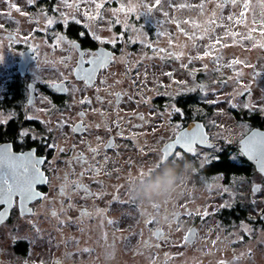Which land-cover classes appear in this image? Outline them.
Segmentation results:
<instances>
[{"label": "flooded vegetation", "instance_id": "1", "mask_svg": "<svg viewBox=\"0 0 264 264\" xmlns=\"http://www.w3.org/2000/svg\"><path fill=\"white\" fill-rule=\"evenodd\" d=\"M17 1L19 0H0V64L3 65L0 70V147L11 145L12 151L16 153L36 149L37 157H47V161L40 167L48 182L38 186V190L46 198L27 204L33 214H24L20 197L16 196L8 214L0 221V264H20L30 259L29 253L34 249L37 229L44 231L48 240H62L63 257L72 253L80 255L79 264H151L147 255L150 250L159 252L155 264H174L170 261L171 257L168 258V253L179 247L195 244L198 222L194 221L184 233L178 231L175 236H171L173 226L181 224L179 214L175 213L171 217V212L166 211V208L145 210L129 195L131 185L142 173L150 169L155 170L159 166L167 143L164 142L159 147L160 156L156 162L151 165L142 162L141 159L145 155H150L149 146L145 147L149 144L146 141L150 135L139 134L146 127L147 120L140 112H119L127 96L122 81L125 82L126 77L128 78V71L125 69V74L120 79L115 67L118 57L123 53H135L138 50L135 44H131V47L135 45L134 49L128 47L129 41L123 37L124 34L129 37L131 34L127 29H121L118 24L113 23L110 38L103 34L96 35L90 25L84 23V19H70L67 14L61 15L54 24L55 14L60 15L55 8V0H34L33 4H26L23 14L17 16L10 7ZM117 4V0L102 3L103 7L106 6L111 11L116 10ZM219 5L229 8L226 16L233 14V17L246 20L264 19V0H237L236 4L230 3L229 0H215L212 3L213 11H217ZM37 13H40L42 18H34L33 36L44 37L49 44L63 36L66 40L75 41L79 48L70 49L69 44L63 41L62 46H45L49 50L46 54L47 50L41 52L38 46L22 42L15 31L17 25L13 20L17 24L22 20L28 24L30 16H37ZM128 13L130 17L133 16V13ZM143 16L144 12L137 18L143 20ZM48 19L53 21L52 24L47 23ZM94 36L101 39L97 40ZM101 40L104 42L101 43ZM101 48L106 49L112 57L106 67L100 68L88 84L82 74L78 75L77 79L75 68L80 59V52L85 53V63L81 66L87 68L91 67L87 63L89 54L98 52ZM55 53L58 54L56 60L53 59ZM47 64L69 68L71 75L46 84L39 82L37 67ZM52 83L64 84L68 91H57L51 87ZM74 84L83 89V95L79 99L71 100L69 87ZM116 93H121L119 100ZM82 100L85 102L81 103ZM39 101L42 107L46 108L41 120L37 113ZM81 112L84 113L83 118L79 116ZM159 117L161 115L155 116ZM259 120L257 125L250 126V130H264V116L260 115ZM21 131H27L29 135L21 139ZM33 136L36 139H33ZM109 143L114 146L105 147ZM235 143L232 152L237 158L228 160L249 165L250 172L242 176L255 172L264 178L254 164L238 150ZM45 144H54L56 147L46 149ZM89 145L98 151L95 161L89 151ZM195 147L207 148L198 145ZM81 153L88 158L89 164L95 163L97 167L103 165L98 176L88 171L81 177L84 168L72 161L74 156ZM163 167L161 164L160 168ZM216 174L222 175L224 180V173ZM75 181L83 183L91 193L98 195L84 198L83 191L72 194ZM62 185L67 186V194L63 198L59 196ZM69 204L73 205V208H68ZM5 207L6 205L0 204V212H3ZM53 210L57 212V217L51 216ZM82 210L92 213V217L78 219ZM229 211L233 214L230 219L225 215ZM241 211L242 207L237 202L229 207H221L218 210L217 222L225 226L240 223V217L243 216ZM165 215L169 216L167 222L161 219ZM109 220L113 223L109 224ZM60 221L64 223L61 225ZM134 229L137 233L136 245L133 243L136 234ZM190 229H195L196 235L193 242L186 244L184 237ZM156 230L162 231L167 241L158 240L153 235ZM220 240L223 241V238ZM173 241L175 245L172 244ZM146 242L152 246L145 247ZM157 244L159 247H156ZM208 253L211 257L216 255L211 249ZM53 261L55 264H63L62 259Z\"/></svg>", "mask_w": 264, "mask_h": 264}, {"label": "rangeland", "instance_id": "2", "mask_svg": "<svg viewBox=\"0 0 264 264\" xmlns=\"http://www.w3.org/2000/svg\"><path fill=\"white\" fill-rule=\"evenodd\" d=\"M107 1L55 0V8L60 15L55 14L54 24L63 13L70 19H84L96 35L110 38L113 23L131 34L129 41L138 50L119 56L115 68L120 79L125 69L128 71V78L122 81L127 96L119 112H140L147 120L146 127L139 134L150 135L146 141L149 144L145 146H149L150 155H145L141 161L150 165L156 162L160 156L159 147L173 140L178 129L183 127L184 113L181 111L178 120L174 110L178 108L179 97L197 94L202 105L210 108V111L204 107L196 108L194 112L202 115L198 121L206 127L214 146L194 147L197 155L187 156L186 159L192 163L191 173L180 198L166 208L171 217L179 214L181 223L173 226L171 236L178 231L184 233L197 221V238L190 247L171 250L168 258L171 257L174 264H220L221 261L224 264H264V178L255 172L233 178L224 174V182L222 175L216 174L224 167L220 157L225 154L231 161L235 160L237 155L232 152V146L250 130L251 123L242 114L264 116V19L246 20L233 17V14L226 16L229 8L222 5L213 11L215 0H160L159 5L156 0H117L116 12L103 7L102 3ZM27 3L28 0L15 3L21 10L18 13L14 9L17 16L24 12ZM97 4L101 8L97 9ZM85 12L89 16L99 13V16L89 21ZM128 12L133 16L130 17ZM142 12L143 20L137 18ZM36 15L30 16L28 24L23 20L17 24L13 20L17 25L15 31L22 42L38 46L41 52L47 50L48 54L45 46L49 43L44 37L33 36L32 33L34 18H42L40 13ZM53 44L58 47L64 43L57 38L49 45ZM205 51L210 54L205 56ZM57 56L55 53L53 59L56 60ZM2 66L0 64V70ZM37 75L39 82L46 84L71 75V69L55 64L38 65ZM69 88L71 100L83 95V89L78 85H70ZM157 99L163 105L161 109L155 107ZM44 109L39 101L37 113L40 120L45 114ZM158 115L161 117L155 118ZM206 156L212 158L207 164ZM254 184L261 185L257 193L252 191ZM235 202L246 210L247 216L240 217V223L221 225L217 222L218 210ZM197 209L201 215L196 214ZM205 210L209 215L203 217ZM186 211L192 215H186ZM45 236V232L39 229L33 242L34 249L29 253L30 259L20 264H55L53 259H62L63 264L80 263V255L72 253L63 257L62 240H48ZM136 238L137 233L134 245L137 244ZM210 249L216 254L214 257L208 253ZM158 254L157 251H149L147 255L151 264L156 262Z\"/></svg>", "mask_w": 264, "mask_h": 264}, {"label": "snow or ice", "instance_id": "3", "mask_svg": "<svg viewBox=\"0 0 264 264\" xmlns=\"http://www.w3.org/2000/svg\"><path fill=\"white\" fill-rule=\"evenodd\" d=\"M66 2V0H65ZM230 3L236 4L237 0H229ZM29 4H33L34 0H28ZM156 4H160V0H156ZM69 7H72V5H68ZM11 8L15 9L16 12H20L21 10L17 7L15 3H12L10 5ZM78 5H76V8L78 10ZM181 7H184V5H181ZM203 5H201V8ZM247 7V5H245ZM96 8H101L100 4L96 5ZM23 14V13H21ZM10 15V13H9ZM62 15H64L62 13ZM84 15L88 18L89 21L96 20L99 16V13H97V16H89L87 12L84 13ZM167 15V13H165ZM243 15V13H241ZM102 19V17H100ZM231 19V17H229ZM52 20L48 19L47 23L50 25L52 24ZM79 23V21H76ZM184 23H187V21H184ZM88 26V25H86ZM177 27L179 28V22H177ZM83 35V33H81ZM95 39L100 40L101 38L99 36H94ZM60 41H66L70 49H78L79 46L75 41L72 40H66V37L60 36L58 37ZM104 41L101 40V43ZM161 52L164 51V49H160ZM210 53L208 51H205L204 55L207 56ZM85 53L80 52V59L77 61V74H82V78L84 79L85 83L88 84L91 82L94 77L97 69L104 68L108 64V61L112 58L111 55L103 50L99 52H91L89 54L90 58L87 61L91 65V67H82L81 65L85 63L83 57ZM178 58V57H177ZM199 58V57H197ZM2 59V57H0ZM63 62V61H62ZM169 75H171L169 73ZM51 87L56 89L60 92H67L68 88L63 84H56L52 83ZM193 91L195 89H192ZM121 93H116L117 100H119ZM99 99V98H98ZM85 101H81V103H84ZM90 103V101H87ZM235 107V105H232ZM245 107H248V105H245ZM176 112H179L180 109L175 108ZM79 116L83 118L84 113H79ZM31 119V117H29ZM142 119V117H141ZM83 127V125H81ZM179 128L180 126L177 125ZM75 130V129H74ZM21 139L25 136H28L29 133L27 131H21L20 132ZM33 139H36L35 136L32 137ZM99 139V138H98ZM242 145V151L244 154L248 155L250 158L255 159L257 163L260 165L261 172H264V134L259 132L252 133L247 139L240 141ZM197 144H208L206 133L203 131L202 126L195 125L192 128H181L180 131L177 132L176 138L172 143H169L165 145L163 154L161 157V163L164 161H171V160H180L183 162L184 160H187V156L189 154L195 156L197 155L194 145ZM114 145L112 143H109L105 147L112 148ZM179 146V147H177ZM211 147V145H209ZM44 147L46 149H54L56 146L54 144H45ZM36 149H31L27 152H13L11 145H5L0 147V204L6 205L3 212H0V221L3 220V218L8 214V210L12 207L14 203V198L16 196L20 197L21 205L24 207V214L31 215L33 214L31 209L27 208V204L36 200V199H45L46 197L38 190V186L41 184H46L48 182L47 177L45 174L41 171V165L44 164L47 161V157H37L36 156ZM59 151H63V149H59ZM89 151L93 155V161H95V157L98 154L97 149L92 148L89 145ZM205 162H210L211 157H205ZM72 161L80 164L84 168V172H81V177H83L85 172H92L94 175L98 176L102 170L103 165L100 167L95 166V163L89 164L88 158L84 156L82 153L74 156L72 158ZM69 161V162H72ZM104 163H107V157H105ZM152 170L150 169L149 172ZM143 175V173L141 174ZM65 180H67V175L65 176ZM66 185H62L59 191V196L63 198L67 192H66ZM255 191H258V188L254 189ZM83 191L85 193L84 198H88L93 195H98L91 193L90 190L87 188L86 185L79 181L74 182V186L72 189V194H75L77 192ZM227 191V189H225ZM70 198V196H69ZM68 208H73V205L69 204ZM186 215L191 216L192 213L186 211ZM196 214L201 215L200 210H196ZM92 213L88 212L87 210H82L80 217L78 219L83 220L85 217H92ZM209 215L207 210H205L202 213L203 217H206ZM51 216L57 217V212L53 210L51 212ZM178 219V217H177ZM64 222L60 221V224L62 225ZM109 224H112L113 221L109 220ZM83 231V229H81ZM37 232L39 230L37 229ZM153 235L159 240L163 239L167 241V237L164 235V233L160 230H156ZM196 233L195 230L190 229L189 233L185 235L184 242L191 243L194 240ZM106 239V234H105ZM213 244L215 241L212 242ZM152 245L149 243H145V247H151ZM156 247H159V244L156 245ZM84 251H89V249H84ZM155 264V262H153ZM220 264H224L223 261L220 262Z\"/></svg>", "mask_w": 264, "mask_h": 264}, {"label": "clouds", "instance_id": "4", "mask_svg": "<svg viewBox=\"0 0 264 264\" xmlns=\"http://www.w3.org/2000/svg\"><path fill=\"white\" fill-rule=\"evenodd\" d=\"M161 164L164 165L163 168H160ZM191 169L192 163L188 160L183 162L171 160L163 163L160 161L155 170L145 171L133 182L129 195L145 210L168 208L182 195ZM161 219L167 222L169 216L165 215Z\"/></svg>", "mask_w": 264, "mask_h": 264}, {"label": "trees", "instance_id": "5", "mask_svg": "<svg viewBox=\"0 0 264 264\" xmlns=\"http://www.w3.org/2000/svg\"><path fill=\"white\" fill-rule=\"evenodd\" d=\"M120 29V28H119ZM126 30V28H125ZM127 34H124V38H126V40L129 41V36H126ZM128 47L134 49L135 45L133 47H131V43L130 41L127 42ZM155 107L157 108H161L163 105L161 104L160 99L155 100L154 102ZM177 105L178 108L180 109L179 112H176L175 117H178V120H180L181 118V111L184 113L182 116V119L184 121V124H187L186 122L192 121V120H200L202 115L201 114H196L194 112V110L196 108L201 109L202 107L206 108L208 111H210V108L208 106H203L202 103L199 100V97L197 96V94H189L186 96H182L179 97L177 99ZM238 116V115H237ZM243 118H245L246 120H249L251 125H257L258 122L260 121V114H252V115H246V114H242ZM184 117V118H183ZM240 118V116H238ZM262 118V117H261ZM220 160L224 163V167L223 169H221L219 172H222L225 174V176L227 177H235L238 175H242V174H248L250 172L249 170V165H247L246 163H240L239 161H235L230 162L228 160V157H226L225 154H223V156L220 157ZM242 214L244 217H246V210L242 209ZM241 214V215H242ZM225 215H227V218H231L232 217V212L229 211L228 213L226 212Z\"/></svg>", "mask_w": 264, "mask_h": 264}, {"label": "water", "instance_id": "6", "mask_svg": "<svg viewBox=\"0 0 264 264\" xmlns=\"http://www.w3.org/2000/svg\"><path fill=\"white\" fill-rule=\"evenodd\" d=\"M101 50H103V51H105V52H107V53H109L106 49H103V48H101V49H99L98 50V52L99 51H101ZM108 63H109V61H108ZM98 70L99 69H97V71H96V73L98 72ZM96 73H95V75H96ZM75 77L77 78V79H79V76H78V74H77V67L75 68ZM64 85V84H63ZM195 125H200V126H202V128H203V131L206 133V136H207V140H208V144H197L198 146H201V147H207V148H210V146L209 145H211V147L214 145V143H213V141H211V140H209V134L207 133V131H206V129H205V127H204V125H203V123L201 122V121H197V120H193V121H190L185 127H183V128H192V127H194ZM180 131V130H179ZM254 132H259V133H262V134H264V130H260V129H256V128H254V129H252V130H250L241 140H245V139H247L252 133H254ZM176 138V137H175ZM175 138L173 139V140H171V141H169L167 144H169V143H172L174 140H175ZM241 140H239V141H237L236 143H235V146L238 148V150L243 154V156L249 161V162H251V163H253L254 164V166H255V168H256V170L258 171V172H261V170H260V165L257 163V161L255 160V159H252V158H250L248 155H246V154H244L243 153V151H242V145H241V143H240V141ZM166 144V145H167ZM196 145H194V147H195ZM177 147H179V146H177ZM263 175H264V172H261ZM260 187H261V185L260 184H254L253 186H252V191L254 192V193H257L258 191H255L254 189L255 188H258V189H260ZM193 230H195V229H193ZM196 231V230H195Z\"/></svg>", "mask_w": 264, "mask_h": 264}]
</instances>
